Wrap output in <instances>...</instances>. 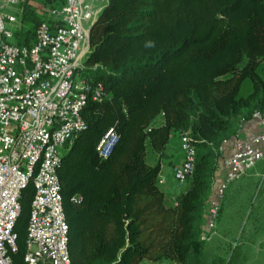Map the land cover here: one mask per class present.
I'll use <instances>...</instances> for the list:
<instances>
[{"label": "trees", "instance_id": "16d2710c", "mask_svg": "<svg viewBox=\"0 0 264 264\" xmlns=\"http://www.w3.org/2000/svg\"><path fill=\"white\" fill-rule=\"evenodd\" d=\"M24 21H39L30 4ZM33 30L16 32L14 41L27 43ZM89 41L85 65L103 68L85 74L104 96L87 99L86 128L57 169L71 264H241L237 245L219 254L218 240L201 234L221 147L254 112L264 115V0H107ZM111 128L119 140L102 159L95 147ZM184 132L194 169L169 204L158 184L161 158L171 136ZM253 184L247 176L227 186L216 232L228 211L239 219L252 212ZM33 196L29 182L19 198L12 264H27Z\"/></svg>", "mask_w": 264, "mask_h": 264}, {"label": "built area", "instance_id": "2783aa9c", "mask_svg": "<svg viewBox=\"0 0 264 264\" xmlns=\"http://www.w3.org/2000/svg\"><path fill=\"white\" fill-rule=\"evenodd\" d=\"M26 4L43 11L35 26L24 21ZM104 5L98 0H0V264H12L19 198L29 182L34 196L25 262L71 264L57 169L86 128L82 111L87 99L100 102L104 96L101 84L94 85L85 74L103 68L87 67L85 61L91 26ZM31 28L27 43L14 41L16 32ZM247 129L253 130L250 135L243 133ZM178 138L182 160L172 175L183 185L194 169L195 148L189 132ZM118 140L115 130H107L95 147L99 157L107 158ZM221 159L225 176L207 204L205 241L216 232L227 186L264 159V115L256 111L240 125Z\"/></svg>", "mask_w": 264, "mask_h": 264}, {"label": "rangeland", "instance_id": "374dc122", "mask_svg": "<svg viewBox=\"0 0 264 264\" xmlns=\"http://www.w3.org/2000/svg\"><path fill=\"white\" fill-rule=\"evenodd\" d=\"M106 0H98V4L105 3ZM34 15L40 17L43 13L41 7L32 6ZM12 41V40H10ZM228 141L225 142V144ZM149 160V159H148ZM264 159L258 162L251 170L242 175L233 183H238L250 176L255 184L251 191L250 202L252 203V212L247 216L239 219L237 215H232L228 211L224 216L221 225H218L217 232L212 238L218 240L221 246L217 249V253L231 250L230 247L237 245L238 253L242 257L241 264H264ZM176 182V181H175ZM214 183V179H213ZM212 183V186L214 185ZM177 186H181L177 184ZM182 188V187H181ZM242 195V194H241ZM245 200L248 196H243ZM244 202V206L247 205ZM211 240V239H210ZM215 241V240H214ZM216 243V242H215ZM223 248V249H222Z\"/></svg>", "mask_w": 264, "mask_h": 264}, {"label": "crops", "instance_id": "0c3cea01", "mask_svg": "<svg viewBox=\"0 0 264 264\" xmlns=\"http://www.w3.org/2000/svg\"><path fill=\"white\" fill-rule=\"evenodd\" d=\"M106 3H107V0L105 1V4ZM160 121H161V115L157 117L156 123H159ZM252 131L253 130L247 129L245 132L243 131V133L250 135ZM229 149H230V142H227L226 144L223 145V148L221 147L222 156H226L229 152ZM147 159H149L148 162L154 163V161L156 160V157H154L152 154H148ZM181 160H182V152L180 149L179 138L177 135H173L171 136L169 144L165 150V157L161 158V171H160L159 181H158L159 187L163 191L165 195V199L169 204L175 203L176 196L180 194L182 191H184L187 185V183H185L181 186H177L173 178V175H172V168L176 164L180 163ZM224 176H225V168L219 166L215 174L214 183H213L214 185L212 186L210 193H212V190L214 191V188L220 181H222ZM210 195L211 194H209L208 199L205 202L206 204H205L204 213H203L205 215H204V222L202 226L203 230L205 229L206 209H207L208 201L210 199ZM140 264H177V263L175 261L151 262L149 260L144 259L141 261Z\"/></svg>", "mask_w": 264, "mask_h": 264}, {"label": "clouds", "instance_id": "9594fccd", "mask_svg": "<svg viewBox=\"0 0 264 264\" xmlns=\"http://www.w3.org/2000/svg\"><path fill=\"white\" fill-rule=\"evenodd\" d=\"M145 47H148V48L154 47V42L152 41L146 42Z\"/></svg>", "mask_w": 264, "mask_h": 264}, {"label": "water", "instance_id": "95a60500", "mask_svg": "<svg viewBox=\"0 0 264 264\" xmlns=\"http://www.w3.org/2000/svg\"><path fill=\"white\" fill-rule=\"evenodd\" d=\"M95 21H96V20H95ZM94 23H95V22H94ZM94 23H93V24H94ZM93 24H92V25H93ZM91 27H92V26H91Z\"/></svg>", "mask_w": 264, "mask_h": 264}]
</instances>
